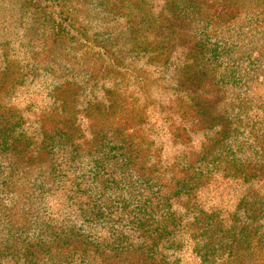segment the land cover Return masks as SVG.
<instances>
[{"label": "rangeland", "instance_id": "rangeland-1", "mask_svg": "<svg viewBox=\"0 0 264 264\" xmlns=\"http://www.w3.org/2000/svg\"><path fill=\"white\" fill-rule=\"evenodd\" d=\"M27 1L0 0V68L10 60L12 70L31 75L4 99L22 118L18 132L34 136L37 118L53 113L52 91L67 72L98 70L90 58L80 64L82 54L104 50L99 46L107 39L119 38L125 46L137 24L138 0ZM151 1L158 12L163 1ZM243 1L240 16L224 27L213 30L196 20L205 62L223 90L214 113L226 125L212 133L195 128L191 140H181L172 135L171 120L151 111V154L142 179L123 178L112 161L83 153L71 161L56 155L55 169L53 163L31 165L5 182L8 168L0 161L2 253L12 238L22 243L44 237L50 245L56 232L93 246L87 252L140 250L154 255L157 264H227L229 251L236 250L230 236L255 218L248 255L261 251L251 264L264 263V0ZM38 2L44 12L32 6ZM54 27L66 28L57 43ZM158 86L154 94L167 102ZM211 137L218 142L210 146ZM8 254L1 264H29ZM65 257H40L33 264H94L81 252Z\"/></svg>", "mask_w": 264, "mask_h": 264}, {"label": "trees", "instance_id": "trees-1", "mask_svg": "<svg viewBox=\"0 0 264 264\" xmlns=\"http://www.w3.org/2000/svg\"><path fill=\"white\" fill-rule=\"evenodd\" d=\"M162 1L158 12L151 0L137 1L134 9H138L137 24L130 27L132 32L123 41L125 46L119 43V38L107 39L99 46L104 50H89L79 57L80 64L90 58L98 70L73 67L65 74L67 77L52 91L55 109L49 116L42 114L37 118L39 133L34 136L18 132L22 118L17 111L8 108V101L4 99L25 84V78L31 75L20 69L12 70L8 65L12 63L10 60L0 68V161L8 168L5 182L10 180L11 174H21L31 165H51L56 155L71 161L83 153L112 161V166L118 167L123 178L131 180L132 175L146 178L151 154L146 128L151 111L160 119L171 120L172 135L181 140H191L195 128L212 133L219 130V125H226L224 117L214 113L215 102L223 96V90L205 62L207 48L205 40L196 36V20L199 18L203 27L209 29L224 27L240 16L244 1ZM32 6L45 11L42 2ZM53 29L54 43H57L66 28ZM57 45L61 47L62 43ZM156 85L161 87V99L166 98V103L154 94ZM83 124L85 126H81ZM211 138L210 146L218 142ZM81 140L86 147H82ZM52 167L55 169L54 163ZM256 224L253 218V223L237 227L230 236L236 250L229 251L232 258L226 260L227 264H251L252 258L261 253L256 255L257 251L252 250L253 257L248 255L252 248L251 238L256 236L253 233ZM48 242L51 244H47L44 237L22 243L12 238L6 244L8 252L0 251V259L9 253L11 260L23 258L33 264L40 257L50 256L49 260L53 261L67 255L64 259L69 260L68 257L81 252V256L94 264H157L154 255L146 251L96 249L87 252L93 246L83 245L73 238L66 239L56 232ZM54 247L53 254L47 252ZM263 259L261 257V262Z\"/></svg>", "mask_w": 264, "mask_h": 264}]
</instances>
